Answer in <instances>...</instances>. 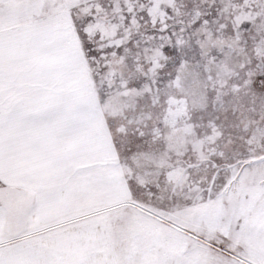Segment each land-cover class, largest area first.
Segmentation results:
<instances>
[{"label":"snow or ice","instance_id":"6c2138e0","mask_svg":"<svg viewBox=\"0 0 264 264\" xmlns=\"http://www.w3.org/2000/svg\"><path fill=\"white\" fill-rule=\"evenodd\" d=\"M0 264H264V0H0Z\"/></svg>","mask_w":264,"mask_h":264}]
</instances>
